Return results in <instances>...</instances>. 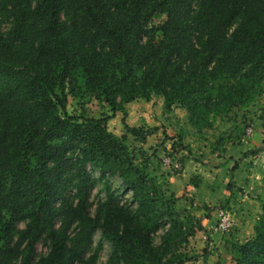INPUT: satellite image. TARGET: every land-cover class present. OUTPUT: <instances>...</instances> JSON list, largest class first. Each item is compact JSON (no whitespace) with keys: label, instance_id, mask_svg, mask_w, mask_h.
Wrapping results in <instances>:
<instances>
[{"label":"trees","instance_id":"16d2710c","mask_svg":"<svg viewBox=\"0 0 264 264\" xmlns=\"http://www.w3.org/2000/svg\"><path fill=\"white\" fill-rule=\"evenodd\" d=\"M263 89L264 0H0V264H97L101 244L85 254L98 230L108 264H185L176 251L194 232L175 195L106 119L71 116L69 97L94 95L115 115L160 95L202 130ZM89 166L118 175L133 202L107 187L93 216ZM43 237L50 251L36 260ZM228 246L234 264H264V202L254 236Z\"/></svg>","mask_w":264,"mask_h":264},{"label":"rangeland","instance_id":"374dc122","mask_svg":"<svg viewBox=\"0 0 264 264\" xmlns=\"http://www.w3.org/2000/svg\"><path fill=\"white\" fill-rule=\"evenodd\" d=\"M165 20V15L157 14L151 25L158 28ZM67 105L68 113L81 121L106 119L107 130L124 140L130 155L147 172L156 176L166 196L171 198L172 194L175 195L176 212L194 232L188 243L181 244L176 251L186 261L185 264H234L228 245L251 239L261 215L257 220L253 219L255 216L246 220L249 228L246 236L240 237L239 241H229L234 235V225L238 222L237 214L234 210L229 212L234 217V225L230 231L218 232L216 226L220 212L217 211V198L212 196L210 199L207 195V184L211 185L213 182L214 188L216 185L222 186L223 177L218 173L213 175L214 171L221 162H229L230 166L234 157L238 160L241 156L258 157L254 159L255 166L264 170V157L263 162L259 160L260 156H264V91L254 105L235 106L228 113L218 115L211 127L202 130L192 126L187 111L180 105L167 110L164 98L160 95L153 94L148 101L138 98L124 105V111L115 115L107 103L94 95L69 97ZM129 128L138 130L139 136L129 133ZM166 160H169L167 166ZM88 170L96 180L91 190L93 216L100 201L106 199L107 187L120 196L123 202H133L132 192L118 175L102 178L98 169L89 166ZM263 172H257V180H262ZM207 175L212 179L207 180ZM261 196L264 202V189ZM193 202L198 203V207L194 208ZM201 206L204 207L199 208ZM209 216L212 218L209 219ZM204 220L206 226L202 225ZM25 227V223L18 226L21 230ZM169 228L170 224L166 221L154 236L156 245L161 244L162 237ZM196 234H200L198 238H194L193 235ZM100 244L102 248L98 252L97 264H108L112 247L102 238L99 230L94 235L93 245L86 252L85 259L93 256ZM49 251V242L43 237L36 244L33 256L39 260Z\"/></svg>","mask_w":264,"mask_h":264},{"label":"crops","instance_id":"0c3cea01","mask_svg":"<svg viewBox=\"0 0 264 264\" xmlns=\"http://www.w3.org/2000/svg\"><path fill=\"white\" fill-rule=\"evenodd\" d=\"M264 156H260L263 162ZM258 157L253 156H241L239 160L234 157L231 161V165L229 166V162H221L219 167L215 169L214 174L218 173L221 177H223L222 186H212L214 183L211 182L207 184L208 192L207 195L212 198L215 196L217 198L216 204L218 205V209L220 214L227 213L230 211H235L237 214L238 222L234 225V235L230 238L229 241H239L240 237L246 236L249 232L248 223L246 220H250L253 216V219H258L259 214L261 215V206H262V196L264 186L262 181H264V172L262 175V180H257V176L259 174L258 171H264L262 168H258L255 166L256 161L254 160ZM212 175V173H210ZM207 180L212 179L210 175L206 176ZM210 188V189H209ZM194 208L198 207V203H194ZM201 206L199 208H203ZM202 210V209H201ZM216 217L218 212L215 213ZM219 214V215H220ZM212 216H209L211 219ZM256 219V220H257ZM255 220V221H256ZM203 221L202 225L204 224ZM210 223V222H209ZM205 229V228H204ZM200 234L193 235L194 238H198ZM207 235V234H205ZM251 236V235H249ZM252 237V236H251Z\"/></svg>","mask_w":264,"mask_h":264},{"label":"built area","instance_id":"2783aa9c","mask_svg":"<svg viewBox=\"0 0 264 264\" xmlns=\"http://www.w3.org/2000/svg\"><path fill=\"white\" fill-rule=\"evenodd\" d=\"M169 164V160L165 161V165L167 166ZM234 225V217L231 213H221L219 215L218 223L216 226V230L218 232H228L233 228Z\"/></svg>","mask_w":264,"mask_h":264}]
</instances>
